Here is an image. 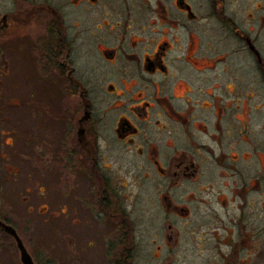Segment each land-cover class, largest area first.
Here are the masks:
<instances>
[{
	"label": "flooded vegetation",
	"instance_id": "1",
	"mask_svg": "<svg viewBox=\"0 0 264 264\" xmlns=\"http://www.w3.org/2000/svg\"><path fill=\"white\" fill-rule=\"evenodd\" d=\"M1 158L55 174L72 264H133L130 177L163 245L264 264V0H0Z\"/></svg>",
	"mask_w": 264,
	"mask_h": 264
},
{
	"label": "rangeland",
	"instance_id": "2",
	"mask_svg": "<svg viewBox=\"0 0 264 264\" xmlns=\"http://www.w3.org/2000/svg\"><path fill=\"white\" fill-rule=\"evenodd\" d=\"M44 82L46 83L43 80L40 86L44 85ZM3 97H6L5 94ZM8 163L6 158L0 159V214L6 215L8 213L10 221L18 229L27 250L37 264H72L74 251H72L71 238L57 235V229L60 230V225L59 220L54 216L43 220L46 215H55L58 209L56 199L57 177L55 174L28 177L10 173ZM17 163L20 162L17 161ZM36 181L42 185L44 190L42 194L39 193ZM126 184L128 185L125 192L127 203L129 208H133V216L138 223L140 236L138 250L134 251V257L130 263L202 264V256L200 255V251H203L200 240L202 230L199 223L187 225L183 229L184 231L181 230L182 225H179L182 233L179 245L176 247L168 243V245H163L164 228L162 225L165 220L163 214L161 218H158V229L156 230L154 227L156 218L153 216L154 213L150 214L151 205L145 206L142 199L138 198V191L133 185L131 177L127 178ZM27 186L32 188V192L27 191ZM46 205L49 207L47 212H45ZM70 226H67L68 229L66 230L69 235L71 233ZM156 231L158 236L155 238V243H152L153 234ZM81 241L84 243L85 237H82ZM157 245L162 246L161 251L156 249ZM19 251L16 241L0 231V264H21Z\"/></svg>",
	"mask_w": 264,
	"mask_h": 264
},
{
	"label": "water",
	"instance_id": "3",
	"mask_svg": "<svg viewBox=\"0 0 264 264\" xmlns=\"http://www.w3.org/2000/svg\"><path fill=\"white\" fill-rule=\"evenodd\" d=\"M0 223L1 220H0ZM6 231L10 234H12L16 241H17V245H18V248L20 250V255H21V261L23 264H35L33 258H32V255L30 254V252L27 250L22 238L19 236V234L17 233L16 229L11 226V225H8V224H5L3 223Z\"/></svg>",
	"mask_w": 264,
	"mask_h": 264
}]
</instances>
